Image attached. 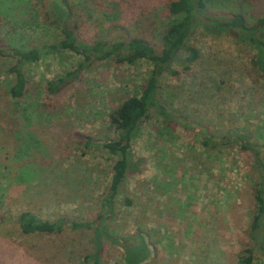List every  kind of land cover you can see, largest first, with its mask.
I'll return each mask as SVG.
<instances>
[{"label": "rangeland", "instance_id": "1", "mask_svg": "<svg viewBox=\"0 0 264 264\" xmlns=\"http://www.w3.org/2000/svg\"><path fill=\"white\" fill-rule=\"evenodd\" d=\"M171 1L68 0L69 24L82 42L125 31L160 49ZM54 2L67 8L58 0H0V164L10 180L3 186L9 197L0 202V264H89L86 257L96 252L101 264H125L123 239L134 234H142L151 250L141 264H246L256 211L253 155L224 139L241 135L264 147V77L253 64L252 46L202 27L190 39L200 50L191 68L175 63L180 73L160 78L158 100L170 117L153 108L142 121L132 149L144 168L127 179V198L114 200L105 213L100 248L96 224L65 225L51 234L22 231L23 211L51 222L98 221L119 160L101 148L117 138L111 114L141 93L152 70L143 59L95 63L50 93L49 82L83 60L50 48L63 38ZM208 6L220 16L234 7L250 17L264 13V0H210ZM34 47L42 57L24 66L28 91L14 98L11 68L20 50ZM251 264H264V254L254 251Z\"/></svg>", "mask_w": 264, "mask_h": 264}, {"label": "trees", "instance_id": "2", "mask_svg": "<svg viewBox=\"0 0 264 264\" xmlns=\"http://www.w3.org/2000/svg\"><path fill=\"white\" fill-rule=\"evenodd\" d=\"M66 5L61 10L58 2L55 3L56 21H60L62 40L50 45L52 50L63 49L73 51L83 57L78 69L59 77L56 81L48 84L49 92L58 93L68 82L69 78L79 74V71L89 68L95 63L113 61L116 64H135L139 60L151 63L152 70L147 78L140 94L126 98L123 103L111 114V122L117 131V138L102 144L101 148L119 157L114 165V173L108 188V192L102 199V213L98 221L78 222L70 220H57L51 222L38 217L30 211H23L19 215V225L24 233H60L65 225L72 229H92L96 224L95 241L100 248L103 235L106 234L107 225L104 218L106 212L111 211L114 200L125 197L126 182L129 176L141 173L145 163L144 158L136 157L132 144L137 138L141 123L148 112L156 108L165 117H170L166 106L159 103L160 78L168 73L178 75L180 72L173 68L177 63L184 70H189L192 64L199 58L200 50L190 44V39L197 28L214 36L223 34L232 36L239 42H244L256 50L253 64L264 77V13L258 18L250 17L241 7H234L229 15H216L210 11V0H172L168 5L170 22L157 49L149 40L139 35H133L122 31L110 40H97L93 43L82 42L69 24L71 17V5L68 0H58ZM57 8V9H56ZM58 8L60 9L58 11ZM184 54V57L181 56ZM18 61L11 68L15 73V82L10 88L14 98H23L28 91V81L24 66L38 62L42 57L39 48L20 50ZM211 138L208 136L204 141L210 145ZM239 142L242 146L252 151L253 162L250 171L255 176L254 200L256 211L251 222L250 236L253 246L246 249L247 255L243 262L251 264L254 259V251L264 254V147L257 144H248L244 136H231L224 139ZM222 140V141H224ZM127 198V197H125ZM127 199L126 203L130 204ZM124 263L141 264L148 260L151 250L148 242L142 234H134L123 239ZM89 264H101V256L96 252L86 257Z\"/></svg>", "mask_w": 264, "mask_h": 264}, {"label": "crops", "instance_id": "3", "mask_svg": "<svg viewBox=\"0 0 264 264\" xmlns=\"http://www.w3.org/2000/svg\"><path fill=\"white\" fill-rule=\"evenodd\" d=\"M3 166H4L3 164H0V174H1L0 176V202L4 200L6 203L5 199H8L9 194H10V189H8V191H4L3 186L5 184L7 185V187L10 186V180H9V177L2 175L4 171Z\"/></svg>", "mask_w": 264, "mask_h": 264}]
</instances>
